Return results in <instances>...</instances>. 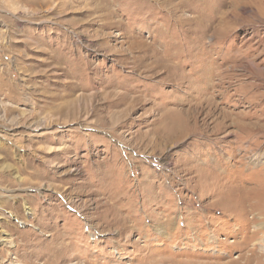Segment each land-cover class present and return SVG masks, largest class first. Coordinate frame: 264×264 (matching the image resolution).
<instances>
[{
	"label": "rangeland",
	"instance_id": "374dc122",
	"mask_svg": "<svg viewBox=\"0 0 264 264\" xmlns=\"http://www.w3.org/2000/svg\"><path fill=\"white\" fill-rule=\"evenodd\" d=\"M260 152L264 0H0V264H264Z\"/></svg>",
	"mask_w": 264,
	"mask_h": 264
},
{
	"label": "bare ground",
	"instance_id": "6f19581e",
	"mask_svg": "<svg viewBox=\"0 0 264 264\" xmlns=\"http://www.w3.org/2000/svg\"><path fill=\"white\" fill-rule=\"evenodd\" d=\"M207 83V82H206ZM209 84V83H208ZM216 86V85H215ZM214 86V87H215ZM217 86H219V85H217ZM210 96V95H209ZM209 100V99H208ZM211 101H204V103H202V106H201V108H200V110H199V112H198V115L196 114L194 117H197L199 120H200V115L202 116V115H204L205 114V111L206 110H210V111H208V112H206V115L208 116L209 115V113L210 112H215L216 110H217V106H216V104L212 101V99H210ZM201 102V101H200ZM195 111V110H194ZM222 113V112H221ZM190 114V113H189ZM229 116V115H228ZM197 118H195V120H196V122H198L199 123V121H198V119ZM202 118V117H201ZM204 118V117H203ZM222 118V117H221ZM220 118V119H221ZM227 119V118H226ZM194 120V121H195ZM231 121V120H230ZM204 122V121H203ZM229 122V121H228ZM216 123V122H215ZM230 124V123H229ZM228 124V125H229ZM212 125V124H211ZM206 126V127H205ZM210 126V125H209ZM207 127V124L206 125H202L201 127H205V129L206 130H210L211 131V129H210V127ZM222 126V125H221ZM221 126H219L220 127V129L222 128ZM218 127V128H219ZM199 128V127H198ZM230 128V127H229ZM214 129H216V128H214ZM213 129V130H214ZM219 130V129H218ZM223 130V129H222ZM227 131V130H226ZM225 131V132H226ZM203 132V131H202ZM217 132V131H216ZM205 133V132H204ZM220 133V132H219ZM209 134V133H208ZM207 134V135H208ZM210 135V134H209ZM208 135V136H209ZM210 137V136H209ZM261 153V152H260ZM263 156H264V154L263 153H261V154H259V155H256L255 156V158H254V160L253 161H258L259 162V160L261 159V158H263ZM240 207H243V206H240ZM241 209H238V208H236L235 210H232L233 211V214H236V213H238L239 211H240ZM253 237L254 236H252V239H253ZM5 243H8L9 244V241H7V242H5ZM251 262V261H250ZM249 262V264H251Z\"/></svg>",
	"mask_w": 264,
	"mask_h": 264
}]
</instances>
